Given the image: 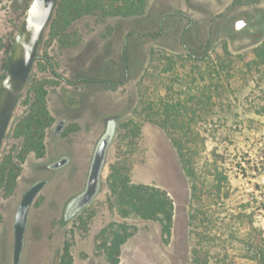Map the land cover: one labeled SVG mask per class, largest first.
Returning <instances> with one entry per match:
<instances>
[{"label": "rangeland", "instance_id": "rangeland-1", "mask_svg": "<svg viewBox=\"0 0 264 264\" xmlns=\"http://www.w3.org/2000/svg\"><path fill=\"white\" fill-rule=\"evenodd\" d=\"M31 2L0 0V75ZM56 19L54 12L0 150V163L14 149L20 150L22 142L14 129L28 107L32 86L43 82L55 123L47 130L45 157L30 154L14 194L6 198L0 193V264H13L15 214L23 193L39 180L47 184L30 210L19 264H59L67 244L74 264H108L100 247L102 233L123 221L111 205L108 177L111 165L124 157L130 158L133 183L155 185L169 193L175 222L165 244L157 224L129 220L135 232L122 248L120 264H191L195 239L189 183L167 134L143 112L144 100L151 97L157 81L153 59L158 53L178 61L175 72L164 76L175 91L163 90L161 97L185 101L198 96L204 85L212 92V112L199 127L207 138V150L222 156L230 183L229 198L215 209L222 239L213 249L212 264H256L242 256L237 240L247 237L251 224L264 243V66L249 69L242 56L252 57L264 43V0H148L139 15L123 18L95 12L74 21L66 31L57 29ZM239 19L248 25L233 31L231 24ZM207 44V55L216 61L215 72L199 84L190 67L184 66L186 50L203 55ZM42 57L50 59L53 68ZM71 97L78 100L81 111L68 109ZM113 116L117 121L112 124L99 191L72 219L63 221L66 201L86 184L104 119ZM63 119L70 125L65 135L74 132L55 138L53 129ZM63 154L70 158L66 167L41 172L39 167Z\"/></svg>", "mask_w": 264, "mask_h": 264}, {"label": "trees", "instance_id": "trees-1", "mask_svg": "<svg viewBox=\"0 0 264 264\" xmlns=\"http://www.w3.org/2000/svg\"><path fill=\"white\" fill-rule=\"evenodd\" d=\"M147 1L60 0L55 11L57 14L55 25L60 31H66L74 21L95 12L109 17H133L143 12ZM185 44L183 42V46ZM11 48L12 44L9 45V51ZM207 48L208 44L203 55H197L190 49L186 50L184 66L190 67V72L198 77L196 80L199 84L205 81L206 76L211 77L215 72L213 64L216 61L209 58ZM224 52L228 55L227 47H224ZM42 58L50 68H53L50 59ZM124 61L127 63L126 44ZM153 61H156L153 69L158 70V76L152 88L151 97L147 96L144 100V116L167 134L181 170L189 183L190 219L195 239L191 264H212L211 254L217 242L222 239L221 233L217 232L215 209L221 204V200L230 196L229 177L223 167V158L217 152L207 150V138L199 127V124L212 112V92L204 85L197 90L198 96L190 95L185 101L169 99L167 95L161 97L160 93L163 90L167 94L175 91L173 84L166 85L164 76L175 72L178 61L174 56L166 53H158ZM242 62L249 69H259L264 66V43L253 51L252 57L242 56ZM86 81L94 82L95 80L87 79ZM47 95L48 91L43 82L32 86L30 96L25 102L28 107L14 129L15 137L22 142L20 150L14 149L0 163V193L3 192L6 198L14 194L27 157L34 154L36 158L41 159L46 155L47 130L55 123V118L48 108ZM129 159V157L121 158L110 167L108 186L111 205L123 221L110 224L102 233L103 241L100 247L108 264H120L122 248L135 232V228L128 223L131 219L157 224L165 244L169 243L173 232L175 222L173 199L160 187L133 183ZM79 210L70 212L66 218L72 219ZM243 217L236 219L244 221ZM250 226L247 237L237 240L238 250L244 258L256 264H264L263 239L257 233V229L251 224ZM231 228V225H228L227 229ZM59 264H74L70 245L67 244L63 248ZM218 264H222V261Z\"/></svg>", "mask_w": 264, "mask_h": 264}, {"label": "water", "instance_id": "water-1", "mask_svg": "<svg viewBox=\"0 0 264 264\" xmlns=\"http://www.w3.org/2000/svg\"><path fill=\"white\" fill-rule=\"evenodd\" d=\"M59 1L32 0L12 43L4 70L0 75V150L34 63L39 57L45 31L51 23ZM247 25L244 19H239L231 24V29L239 31ZM108 144L107 139L103 140L95 152L87 188L79 203L80 208L88 205L99 191ZM46 184L47 180L35 182L21 197L14 218L13 264L20 263L30 210Z\"/></svg>", "mask_w": 264, "mask_h": 264}, {"label": "flooded vegetation", "instance_id": "flooded-vegetation-1", "mask_svg": "<svg viewBox=\"0 0 264 264\" xmlns=\"http://www.w3.org/2000/svg\"><path fill=\"white\" fill-rule=\"evenodd\" d=\"M67 104L68 109L70 110H77V111H81V108H78L79 102L76 98L71 97V99H67ZM117 121V117L113 116V117H109V118H105L104 119V130L102 132V134L100 135L99 138V142L98 144L95 146V151L92 155V162H93V158L95 155L96 150L98 149L99 145L101 144V142L105 139L108 140V142L110 143V141L113 138V128H112V124L114 122ZM70 125H68V123L66 122V120H60L54 127L53 129V135L55 138L59 137V136H68L69 134H71L72 132H74L73 130L65 135L66 130L69 128ZM75 129V127H73ZM109 146V144H108ZM68 154H63L60 159H58L57 161H55L54 163H47L42 165L41 167H39V169L41 170V172H46V173H52L54 171H58L59 169H62L63 167H66V165H68L70 158L67 156ZM92 165V164H91ZM90 170L91 167L88 170V174H87V181L86 184L84 185V188L82 189V191L78 194L72 195L65 203V207H64V211H63V221L66 220L67 215L77 209H80L79 203L80 200L83 196V194L86 191L87 188V183H88V179H89V174H90ZM37 182V181H36Z\"/></svg>", "mask_w": 264, "mask_h": 264}]
</instances>
